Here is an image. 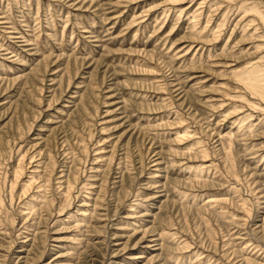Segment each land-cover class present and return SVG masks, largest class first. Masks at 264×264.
Returning <instances> with one entry per match:
<instances>
[{
    "label": "rangeland",
    "instance_id": "374dc122",
    "mask_svg": "<svg viewBox=\"0 0 264 264\" xmlns=\"http://www.w3.org/2000/svg\"><path fill=\"white\" fill-rule=\"evenodd\" d=\"M253 5L0 0V264H264Z\"/></svg>",
    "mask_w": 264,
    "mask_h": 264
},
{
    "label": "bare ground",
    "instance_id": "6f19581e",
    "mask_svg": "<svg viewBox=\"0 0 264 264\" xmlns=\"http://www.w3.org/2000/svg\"><path fill=\"white\" fill-rule=\"evenodd\" d=\"M211 1V0H210ZM181 2V1H180ZM208 2V1H207ZM175 3H177V2H175ZM191 3H193L192 1H191ZM202 3H205V2H202ZM213 3V2H212ZM174 4V1H173V3H172V5ZM209 4V3H208ZM216 4V3H215ZM213 5H214V3H213ZM251 5V4H250ZM175 6V5H174ZM224 6V5H223ZM247 6H249V5H247ZM246 6V7H247ZM257 6H259V5H253L252 6V10L254 11V12H256V14L259 16V18H260V20L264 23V11H261ZM251 7V6H250ZM217 8H219V7H217ZM188 9V8H187ZM175 10V9H174ZM215 10V9H214ZM166 11V10H165ZM170 11V10H169ZM196 11H197V9H196ZM216 11V10H215ZM178 12V11H177ZM184 12V11H183ZM182 12V13H183ZM198 12H200L199 10H198ZM180 13H181V11H180ZM195 13V12H194ZM195 14H197V12L195 13ZM194 14V15H195ZM200 14V13H199ZM193 15V14H192ZM193 15V16H194ZM200 16V15H199ZM198 15H197V17H199ZM256 16V15H255ZM196 17V16H195ZM202 17V16H201ZM195 19V18H194ZM197 19V18H196ZM201 20V19H200ZM198 21V20H197ZM197 21H195V22H197ZM254 21V20H253ZM198 23H199V21H198ZM215 35V34H214ZM200 36H202V34H200ZM215 38V37H214ZM197 52V51H196ZM197 54V53H196ZM262 59H264V58H262ZM257 60V61H254V62H252V63H250V64H248L247 66H245V67H243L241 70H239L238 72L236 71V72H233L234 73V75H235V77H237V79H238V81L244 86V90H246V91H248V94H250L251 96H253V97H256V98H258V99H260L263 103H264V63H263V61L264 60ZM243 94V93H242ZM243 96L244 95H242V98H243ZM241 97V96H240ZM255 98V99H256ZM254 99V100H255ZM245 100V99H244ZM243 100V101H244ZM252 101V100H251ZM259 101V100H258ZM254 101H252V103H249V102H247V103H249V104H254L255 105V103H253ZM255 102H256V100H255ZM260 102V101H259ZM246 103V102H245ZM223 104V103H222ZM249 104H247V105H249ZM252 106V105H251ZM250 107V106H249ZM258 107V106H257ZM262 107V106H261ZM241 108V107H240ZM251 108V107H250ZM260 108V107H259ZM255 108H254V106H253V110H254ZM258 109V108H257ZM256 109V111H259L260 109H258L257 110ZM262 109V108H261ZM263 110V109H262ZM262 110H260V113H261V111ZM264 112V111H263ZM248 113V112H247ZM257 113V112H256ZM244 114V113H243ZM251 115H252V113H251ZM259 116H262V115H259ZM263 116H264V114H263ZM253 118V117H252ZM240 119V118H239ZM240 121V120H239ZM264 121V120H263ZM244 122H245V120H244ZM251 122V121H250ZM240 123H242V122H240ZM240 123H239V125H240ZM263 123V122H262ZM261 123V124H262ZM246 125V124H245ZM259 126H260V124H259ZM262 126H263V124H262ZM255 127V126H254ZM240 128V127H239ZM243 129H244V126H243ZM245 130V129H244ZM238 132V131H237ZM243 132V131H242ZM239 133H241V130H240V132ZM186 137H187V135H186ZM263 146V145H262ZM262 146H260V147H262ZM204 153V152H203ZM207 156V155H206ZM205 156V157H206ZM230 158H231V156H230ZM229 158V159H230ZM264 159V158H263ZM213 164L214 163H212L211 165L213 166ZM233 164V163H232ZM211 165H209V167L211 166ZM212 166H211V168H212ZM20 168L21 167H19L18 169L20 170ZM205 169V168H204ZM207 169H210V168H207ZM206 169V170H207ZM19 170H18V172H19ZM17 172V173H18ZM18 175H20V174H18ZM17 177V176H16ZM20 177V176H19ZM18 177V178H19ZM46 182V181H45ZM63 183V182H62ZM69 184V183H68ZM31 186H32V184H30ZM44 185V184H43ZM70 186V185H69ZM27 187H29V186H27ZM40 187H44V186H40ZM47 187V186H46ZM68 187V186H67ZM40 189V188H39ZM30 190V189H29ZM28 192V191H27ZM68 194H69V192H67ZM26 194V193H25ZM260 195V194H259ZM68 197V196H67ZM70 200V199H69ZM244 202V201H243ZM245 204H246V202H245ZM244 204V206L246 207L247 206V204L245 205ZM245 211V210H244ZM248 211V210H247ZM247 211H246V213H247ZM250 213V212H249ZM257 247V246H256ZM260 247V246H259ZM244 250V249H243ZM260 250V249H259ZM263 250V249H262ZM261 250V251H262ZM258 253V252H257ZM251 261V260H250ZM248 262H249V260H248Z\"/></svg>",
    "mask_w": 264,
    "mask_h": 264
}]
</instances>
